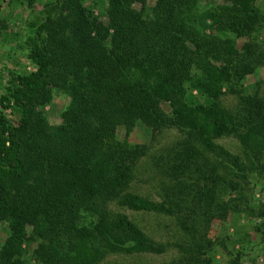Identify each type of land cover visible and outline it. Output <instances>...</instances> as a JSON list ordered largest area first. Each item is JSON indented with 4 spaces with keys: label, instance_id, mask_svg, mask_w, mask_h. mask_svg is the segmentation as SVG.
<instances>
[{
    "label": "trees",
    "instance_id": "obj_1",
    "mask_svg": "<svg viewBox=\"0 0 264 264\" xmlns=\"http://www.w3.org/2000/svg\"><path fill=\"white\" fill-rule=\"evenodd\" d=\"M105 1V21L84 0H45L27 22L25 55L33 67L15 74L7 93L13 120L0 112V264H92L110 252L162 250L107 207L115 200L172 213L162 200L125 191L144 152L126 140L137 121L186 132L171 173L178 181L194 173L189 190L209 213L223 209L225 190H239L235 178L256 165L264 174V98L246 87L251 51L247 42L236 47L234 37L259 24L256 0ZM190 89L207 102L189 101ZM53 90L68 97L58 123L43 110ZM225 91L236 95V106L220 103ZM223 134L239 141L243 158L214 141Z\"/></svg>",
    "mask_w": 264,
    "mask_h": 264
},
{
    "label": "rangeland",
    "instance_id": "obj_2",
    "mask_svg": "<svg viewBox=\"0 0 264 264\" xmlns=\"http://www.w3.org/2000/svg\"><path fill=\"white\" fill-rule=\"evenodd\" d=\"M44 1L32 0L29 4L26 0H0V112L10 120L13 115L5 105L15 74L33 67L25 55L27 22L39 16ZM218 1L201 0L200 5ZM146 2L155 3L154 0ZM84 4L105 21V0H84ZM132 6L138 9L140 3L134 1ZM256 6L259 24L249 34H234V37L236 47L247 42L251 51L252 70L245 77L246 87L248 90L254 87L259 97L264 98V0H256ZM186 97L191 102H207L206 96L196 89H190ZM67 100L62 91H52L50 100L43 106L49 123L61 121ZM219 101L224 107L232 108L237 104V97L225 91ZM156 105L163 113L169 111L166 101L159 100ZM116 135L122 139V127L117 126ZM186 139V132L172 125L151 128L140 121L135 123L126 140L139 144L144 152L137 156L131 168L132 176L125 191L154 201L162 200L172 213L135 210L118 205L115 200L109 201L107 207L113 213H124L163 248L158 252H110L92 264H179L191 257H197L203 264H264V174L259 165L240 178L233 177L238 179L239 190H225L221 195L223 209L209 213L203 202L193 197V190H189L194 173L187 171L181 181L175 180L171 173ZM214 141L234 154L243 155L239 141L230 134L219 135ZM209 156L219 163V158ZM229 170L218 169L225 177L231 176ZM4 236L5 225L1 223L0 242ZM197 243L207 245L201 249ZM33 246L34 242L29 241L26 251L30 253Z\"/></svg>",
    "mask_w": 264,
    "mask_h": 264
}]
</instances>
